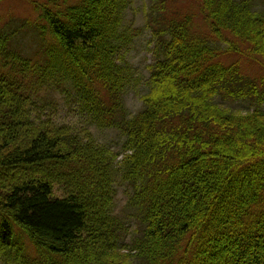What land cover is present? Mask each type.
Segmentation results:
<instances>
[{
    "label": "trees",
    "instance_id": "obj_1",
    "mask_svg": "<svg viewBox=\"0 0 264 264\" xmlns=\"http://www.w3.org/2000/svg\"><path fill=\"white\" fill-rule=\"evenodd\" d=\"M25 1L42 23L21 30L42 54L32 62L0 34V260L264 264V78L217 62L215 47L231 37L264 67V16L248 0H183L184 12L182 0H153L159 56L143 109L128 118L135 72L120 54L139 32L124 28L130 0ZM54 88L79 91L99 128L122 133V151L87 128L35 119Z\"/></svg>",
    "mask_w": 264,
    "mask_h": 264
},
{
    "label": "rangeland",
    "instance_id": "obj_2",
    "mask_svg": "<svg viewBox=\"0 0 264 264\" xmlns=\"http://www.w3.org/2000/svg\"><path fill=\"white\" fill-rule=\"evenodd\" d=\"M32 1L40 4L44 3V0ZM248 1L253 13L264 16V0ZM152 2L153 0H130V7L125 16L124 28L127 31L139 30L137 36L120 54V60L125 59L135 72V81L124 96V107L128 118H132L142 111V97L148 91L150 80L149 67L156 63L159 56L155 49L156 38L152 29L154 22L149 14ZM185 6L182 0L177 7L178 10L184 12ZM200 21L202 22L201 18ZM37 22L42 23L39 22V13L35 12L27 1L5 0L0 2V34L14 36L18 47L26 53V58L35 63L40 61H36V59L41 56L42 47H39V42L33 37L32 33L25 34L26 29L21 30V27L26 23ZM229 39L227 42H216L215 47L219 53L216 61L226 66L240 62L244 75L261 82L264 78V67L254 59L244 56L239 50H232L230 46H235L232 42L234 39L231 37ZM241 49L245 50L244 47H241ZM215 104L236 115H247L254 111V108L248 103L240 101L223 102L216 99ZM36 105L38 107L33 108L35 119H52L58 127H70L76 133L87 128L98 145L115 152L123 148L125 138L117 129H101L95 125L89 109L90 104L86 102L85 97L79 91L66 94L54 88L51 93L42 94V97L36 101ZM56 194L59 197L63 196L60 191H57ZM126 201L127 196L124 194V189L120 188L117 202L119 213L124 209ZM26 243L31 248L29 242ZM0 264L6 263L0 260Z\"/></svg>",
    "mask_w": 264,
    "mask_h": 264
}]
</instances>
